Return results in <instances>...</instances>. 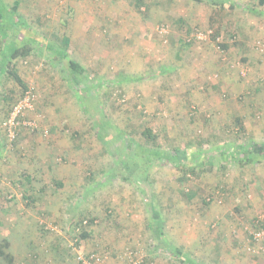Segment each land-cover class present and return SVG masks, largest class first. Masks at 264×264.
Masks as SVG:
<instances>
[{"label": "rangeland", "instance_id": "obj_1", "mask_svg": "<svg viewBox=\"0 0 264 264\" xmlns=\"http://www.w3.org/2000/svg\"><path fill=\"white\" fill-rule=\"evenodd\" d=\"M18 1L28 31L13 29L11 42L32 52L14 65L33 101L11 141L4 124L26 92L0 64V246L12 264H75L90 246L105 264H264V156L251 151L264 143V6ZM54 36L70 39L68 59L86 71L80 92L46 50ZM146 127L197 175L129 146L147 144ZM130 159L140 180L120 176ZM80 221H91L82 243ZM20 231L39 251L14 249ZM61 236L68 247L49 248Z\"/></svg>", "mask_w": 264, "mask_h": 264}, {"label": "trees", "instance_id": "obj_2", "mask_svg": "<svg viewBox=\"0 0 264 264\" xmlns=\"http://www.w3.org/2000/svg\"><path fill=\"white\" fill-rule=\"evenodd\" d=\"M138 1H140V0H138ZM192 1H194L196 3H202L203 1H206V0H192ZM208 1H210L212 5L220 4V6L223 9L226 8V9L233 10L236 6L235 4H233V2H228L225 0H208ZM226 3H228L227 7H225ZM258 3L262 6H264V0H258ZM137 4H139V3H137ZM18 8H19V1L18 0L13 1L11 7H9V8H7L0 1V37H1V39H3L1 45L4 48L3 53H4L5 62L3 63L4 64L3 70L6 72V75L8 76V78L12 79L18 85V87L22 91V93H25V92H27L28 88H27L25 82L19 76L17 70L15 69L14 62L19 58L29 56L32 52L31 45H29V43L27 42L22 46H15V45L6 46V44L4 43V41H5L4 38L6 37V33H7L8 29L16 28L19 31H21V30H23L24 32L28 31L27 26H25V24H23V21H21V19L17 18V16L15 15ZM138 8H139V6H138ZM28 38L32 42H35V40L32 36L28 37ZM52 38L55 40H51V42L47 41L48 43L45 46L46 50H49L50 52H52V54H54L53 60L55 62L62 64L63 61H67L68 70H66L67 71L65 74L66 78L75 91H77V90H78L77 92L82 91L81 90L82 88L80 87V85L82 82V77L86 76V71L76 61L68 59L69 55H68L67 49H68V46L70 44V39L66 36H54ZM220 47L222 50H228L230 45H228L227 43H222V44H220ZM20 118L18 119L19 123H20ZM237 122L240 123L239 120H237ZM20 125L21 124H19L18 126H20ZM241 127L242 126H240L239 128L241 131H243V129ZM26 128L29 129L30 127H26ZM141 138L143 139L144 142H147V144H137L136 142H133L132 141L133 139H131V137H130L129 146H131L132 144L135 145L136 150L140 154L142 153V155L145 157V160L152 161V162L155 161L157 163H159L161 161L162 163L165 162L166 164H173L175 166V168L177 169V171L180 172L181 174L188 173L189 175H192V176L197 175V172H196L197 169H195L193 167L188 168L187 166H185L183 164V162H182L183 157L188 156L184 150L180 151L176 148H173L172 150H167V149L155 146V145H157L156 144L157 138H156L155 134L153 133V131L148 127L144 128L141 131ZM251 151H252V153L257 154L259 156H264V143H262V144L252 143ZM130 161L131 162H123V163H121V161H120V163H121L120 176H122L124 181H128L131 178H133L134 180H137V179L140 180L139 167L137 168L135 166L134 160L132 161L130 159ZM130 164H133L134 167L131 166ZM152 218L156 222L158 215L153 213ZM87 224H91V221H89V223L87 222L86 225ZM86 225H83V221L82 222L80 221L74 225L75 226L74 231H76V229H78V231L74 234V236L77 240L76 242H79L80 240L88 239L91 236V234L89 232H87ZM8 246H9L8 242L4 243V245L0 246V259L4 260V262L6 264H12L13 258L11 257V255L9 253L6 252V249L8 248ZM92 253H89L88 255H90ZM181 258H180V261L185 262V260L183 259L182 256H181ZM127 260H126V263H128ZM129 261L134 262L133 264H139V262H137L133 258L129 259ZM75 264H79L77 261V256L75 257Z\"/></svg>", "mask_w": 264, "mask_h": 264}, {"label": "crops", "instance_id": "obj_3", "mask_svg": "<svg viewBox=\"0 0 264 264\" xmlns=\"http://www.w3.org/2000/svg\"><path fill=\"white\" fill-rule=\"evenodd\" d=\"M26 2L27 1H29V0H25ZM3 3V2H2ZM4 4V3H3ZM5 5V4H4ZM6 6V5H5ZM11 7V6H10ZM23 24H25V26H27V24L26 23H24L23 22ZM17 32H19V30H17L16 28H14ZM12 30L13 29H8L7 30V33H6V36H8L9 37V43H7L6 44V46H9V45H14L11 41H12V39H11V35H12ZM23 33V32H22ZM24 35L25 36H27L25 33H24ZM28 37V36H27ZM7 38L5 37L4 38V40H6ZM0 40H1V43H2V41H3V39H1V37H0ZM15 46H17V45H15ZM1 47V49H0V64H3L4 62H5V59H4V48L2 47V46H0ZM2 66V65H1ZM36 231V230H35ZM78 231V230H77ZM77 231H74V234H75V232H77ZM87 232H89L90 234H92L91 233V230H90V228H87ZM20 235L18 236V239L14 242V244L16 245V247L14 246V249L15 250H19V251H22V252H27V251H29L30 250V248H34L33 249V251H35V252H37V251H39V247H38V244L36 243V241H35V239H33V236L32 235H27V234H25L24 232H22V231H20ZM62 238H58L57 240L56 239H54L51 243H50V240H48L47 241V244L50 246L49 248H51L52 250H59V247H63V250H65V247H68L67 245H69V242L66 240V238L64 237V236H61ZM89 238H91V236L89 237ZM88 238V239H89ZM88 239H84V240H80L79 241V243L81 242H83V241H88ZM77 240L75 239V242H76ZM90 249H87L86 250V253H92V251H94L95 249L92 247V246H90L89 247ZM29 249V250H28ZM79 249V248H78ZM77 249V251H76V255H75V257L76 256H78L77 255V253H82V250L81 249H79L78 250ZM18 252V251H17ZM21 252V253H22ZM19 253V252H18ZM20 253V254H21ZM31 253H33L34 254V252H31ZM32 254V255H33ZM11 255H14V253H12ZM84 255H86V254H84ZM34 256V258H35V255H33ZM113 257V256H112ZM112 257H110L111 259H112ZM111 259H108L107 258V264H123V261L121 260L120 262H118L116 259H115V261H110ZM29 262V261H28ZM26 264H37V262H32V263H26Z\"/></svg>", "mask_w": 264, "mask_h": 264}, {"label": "built area", "instance_id": "obj_4", "mask_svg": "<svg viewBox=\"0 0 264 264\" xmlns=\"http://www.w3.org/2000/svg\"><path fill=\"white\" fill-rule=\"evenodd\" d=\"M33 96L26 92L24 96L12 107L9 118L5 122V126L8 131V137L13 141L16 137L15 128L20 124L18 119L29 110L32 106ZM27 127H34L30 122H23ZM87 221H83V225H86ZM78 229H76L77 231ZM262 233V232H261ZM264 234V231L263 233ZM256 237V236H255ZM77 261L79 264H105V259L98 253H92L90 255H84L81 252L77 253ZM131 259V258H130ZM134 262L128 261L126 264H133Z\"/></svg>", "mask_w": 264, "mask_h": 264}]
</instances>
